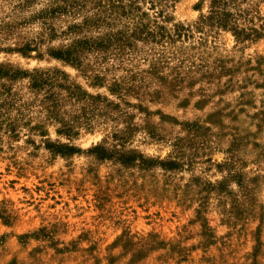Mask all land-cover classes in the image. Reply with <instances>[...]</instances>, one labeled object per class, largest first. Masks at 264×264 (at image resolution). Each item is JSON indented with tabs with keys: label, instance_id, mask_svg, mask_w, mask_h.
Instances as JSON below:
<instances>
[{
	"label": "rangeland",
	"instance_id": "rangeland-1",
	"mask_svg": "<svg viewBox=\"0 0 264 264\" xmlns=\"http://www.w3.org/2000/svg\"><path fill=\"white\" fill-rule=\"evenodd\" d=\"M0 264H264V0H0Z\"/></svg>",
	"mask_w": 264,
	"mask_h": 264
}]
</instances>
